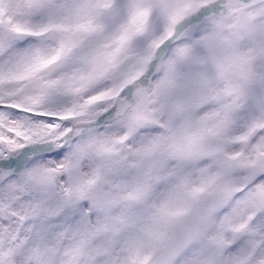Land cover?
Segmentation results:
<instances>
[{
  "label": "snow or ice",
  "instance_id": "snow-or-ice-1",
  "mask_svg": "<svg viewBox=\"0 0 264 264\" xmlns=\"http://www.w3.org/2000/svg\"><path fill=\"white\" fill-rule=\"evenodd\" d=\"M0 264H264V0H0Z\"/></svg>",
  "mask_w": 264,
  "mask_h": 264
}]
</instances>
